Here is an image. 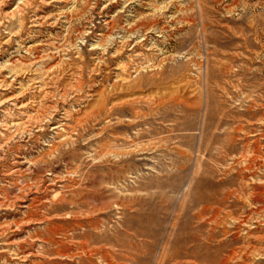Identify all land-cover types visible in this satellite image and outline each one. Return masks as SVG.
<instances>
[{
	"label": "rangeland",
	"instance_id": "rangeland-1",
	"mask_svg": "<svg viewBox=\"0 0 264 264\" xmlns=\"http://www.w3.org/2000/svg\"><path fill=\"white\" fill-rule=\"evenodd\" d=\"M0 264H264V0H0Z\"/></svg>",
	"mask_w": 264,
	"mask_h": 264
},
{
	"label": "bare ground",
	"instance_id": "bare-ground-1",
	"mask_svg": "<svg viewBox=\"0 0 264 264\" xmlns=\"http://www.w3.org/2000/svg\"><path fill=\"white\" fill-rule=\"evenodd\" d=\"M32 119V118H31Z\"/></svg>",
	"mask_w": 264,
	"mask_h": 264
}]
</instances>
